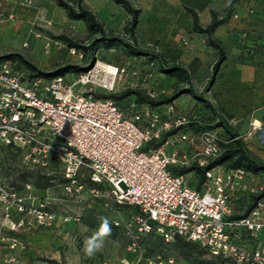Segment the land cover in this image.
Segmentation results:
<instances>
[{"label": "built area", "instance_id": "1", "mask_svg": "<svg viewBox=\"0 0 264 264\" xmlns=\"http://www.w3.org/2000/svg\"><path fill=\"white\" fill-rule=\"evenodd\" d=\"M21 3L30 6L32 0ZM15 18L0 0V23ZM45 22L52 25L50 19ZM53 47L54 41L47 38L45 49ZM69 51L84 57L74 45ZM138 73L96 60L89 69L70 76H31L0 59V149H18L29 167L59 165L65 179L60 185L68 195L86 194L111 209L136 207L125 221L131 252L143 251L144 234L156 231L166 241L179 236L199 242L211 254L230 257L235 264H264V243L239 242L242 230L252 237L264 230V197L247 216L229 218L236 190L263 189L252 183L253 174L243 167H211L198 190L186 174L171 169L208 164L221 150L217 131L196 137L187 129V114L171 105L165 111L135 101L122 107L111 97L95 95L114 91L120 80ZM3 171L0 154V213L8 229L19 231L31 220L54 226L57 213L52 201L10 185ZM68 219L66 215L64 220ZM144 259L143 264H176L175 257L161 254Z\"/></svg>", "mask_w": 264, "mask_h": 264}, {"label": "rangeland", "instance_id": "2", "mask_svg": "<svg viewBox=\"0 0 264 264\" xmlns=\"http://www.w3.org/2000/svg\"><path fill=\"white\" fill-rule=\"evenodd\" d=\"M35 1L36 8L29 15V21L17 27H0V56L8 53L20 54L44 71H50L61 64L86 65L91 59L89 52L83 47L76 46L84 52V57L73 55L69 51L70 45L59 35L65 34L82 46H87L95 39H100V32L90 30L83 19H70L66 10L55 0ZM52 7L63 11H59L60 15H58L53 12ZM47 16H51V19ZM129 18L121 20L118 16L117 19L121 20L120 25L115 27L104 23L106 31L131 40L132 37L127 30ZM45 19H53V25H47ZM47 38L54 41V47L50 51L45 49ZM138 42L141 46L154 47L157 52H161L155 43L144 42L139 37ZM91 51L95 54L96 60L104 64L116 65L119 60L124 65L139 70L137 75H128L120 80L112 92L143 86L149 92L160 94L169 93L176 86H187L185 78H169L161 72L157 58H151L149 55H131L119 42L107 46L103 41H97ZM8 59L22 71L32 73L33 69L21 57L15 56ZM72 73L77 72L67 71L64 75L70 76ZM192 79L198 96L186 93L176 103L180 109L191 116L193 123L189 131L199 137L208 130H223L212 127L218 121L217 114H222L211 90L214 80L209 83L210 79L208 82L206 80L201 82L194 77ZM122 104L126 106L127 99H124ZM222 137L228 142L229 134L226 131ZM0 154L5 159L3 172L6 179L16 181L18 185H21V190H25L28 194L47 196L52 201L51 207L57 213L56 224L52 227L42 226L31 220L25 228L16 232L8 229L0 213V264H55L53 260L65 264H143L144 258L153 254L175 257L176 264L194 263L193 259L200 249L182 246L176 238L166 241L156 231L144 234L143 251H129L127 245L130 234L125 227V221L132 212L136 211L135 209L120 206H114L111 209L101 200L86 194L79 197L68 195L60 185L61 168L56 163L45 168L29 167L23 163L20 153L5 149L1 150ZM227 163L219 165L218 168L226 167ZM195 173V171L187 173L186 178L189 181L193 177L198 179ZM47 176H55V178L48 179ZM253 176L252 183L255 186L259 184L264 189V172L259 178L258 175L253 174ZM28 184H30L29 189H27ZM248 200V197L247 200H242L244 201L241 203L242 208H245ZM66 215L69 216L67 221L64 220ZM101 217L108 218L112 225V235L106 238L102 251L89 258L83 251L84 240L98 228ZM116 221L120 223L117 225ZM204 250L202 258L215 260L216 255L211 254L207 249ZM216 259L218 264H230L222 261L221 258Z\"/></svg>", "mask_w": 264, "mask_h": 264}, {"label": "crops", "instance_id": "3", "mask_svg": "<svg viewBox=\"0 0 264 264\" xmlns=\"http://www.w3.org/2000/svg\"><path fill=\"white\" fill-rule=\"evenodd\" d=\"M3 1L16 18L0 23V27L21 26L36 8L35 0L30 6L21 3L25 0ZM83 1L110 27L130 17L113 0ZM130 1L140 9L137 36L156 43L165 56L185 65L201 82L210 79L217 51L208 44L207 33L194 29L189 8L197 12L203 27L212 22L213 12L221 17L231 9L227 20L213 32L226 48V59L216 72L211 90L222 114L237 127L249 148L264 159V0ZM52 10L58 15L63 11Z\"/></svg>", "mask_w": 264, "mask_h": 264}, {"label": "trees", "instance_id": "4", "mask_svg": "<svg viewBox=\"0 0 264 264\" xmlns=\"http://www.w3.org/2000/svg\"><path fill=\"white\" fill-rule=\"evenodd\" d=\"M55 1L58 3V5L62 6L66 10L67 16L70 19H83L87 23V26L90 30H97L98 32H100V39L99 40L95 39L93 42H90L87 46H82L81 44L72 40L70 37H68L65 34L59 35V37L65 40L68 43V45L70 46L74 45L77 47L85 48L90 54V58H91L90 61L86 65L74 64V63L61 64L56 66L50 71H44L38 68L36 65H34L31 61L26 60L25 58H23V56L17 53H8L2 55L0 56V59H8L15 56L21 57L22 60L31 69H33L32 73H30L31 76H35V75L52 76L56 74H64L67 71L81 72L83 70L89 69L93 64V62L96 60V56L91 50L97 41H103L104 43H106L107 46H110L115 42H119L124 47H126L129 54L131 55H149L151 58H157L161 72L168 75L169 78H173V77H176V79L185 78L187 82V86H176V88L169 93L167 92H163L160 94L155 93L154 96L151 95L149 91H147L143 86L126 88L125 90L120 92H110V93L98 92L95 95L97 97H111L122 107H127L131 101H135L139 105H149L150 107L155 108L157 110L165 111L167 110L168 106L171 105L174 107L175 111L187 114V116L189 117L187 129L189 130L191 123H193L191 116L188 115V113L185 112L184 110L180 109L176 103L177 101H180L183 94L186 93L192 94L195 97L198 96L196 88L194 87V84L192 82L193 80L192 73L189 70V68H187L185 65L178 62L175 59L168 58L167 56H165L163 52H159V51L157 52L154 47H144L139 44L138 37L136 34V27L139 21L138 18L140 14L139 8L135 7L130 0H113L115 3L121 5L130 14L127 30L130 33L132 39L129 40L117 36L111 32H107L105 29L104 22L96 15L95 12H93L84 3L83 0H55ZM230 11L231 9H229L226 12V14L221 17L218 15V13L213 12L212 22L207 26L203 27L199 23L197 12L189 8V12L192 14L194 19V29L199 32L207 33L208 44L213 46L217 51V59L213 64L212 74L210 76L209 83H211L215 79L216 72L218 71L223 61L226 59V48L219 40L213 37V32L220 24L224 23L227 20V18L231 13ZM116 65L121 67L125 66L130 70L134 69L133 67L130 68V66L124 65L123 62H119V60L117 61ZM124 99H127L126 106L122 104ZM217 116H218V121L214 125H212V127L213 128L216 127L217 129H223L229 134L228 142H226L224 137H222L224 131L216 130L220 139L219 140L221 146L220 153L214 158L210 159L208 164L204 166L195 163L190 166L171 167L173 172L176 174H187L191 171H195L196 172L195 176L198 175V179L193 177L189 181V183L192 187L198 190H201L203 187V183L205 182V171L208 168L223 165L227 162H228L226 164L227 166L222 167L223 169H233V168L243 167L247 169L250 173L254 175H258V178L264 172V159L258 156L249 148L244 138L238 132L237 127L234 124H232V122H230L227 116L220 113H218ZM167 135L168 133L165 134L164 136ZM5 149H10L16 153H20L18 149L13 148L12 146H2L0 151ZM2 158L5 161L3 156ZM47 178L54 179L55 176H47ZM60 181L61 182L65 181L62 175L60 176ZM7 182L10 185L16 186L17 188L21 189V185H18L16 181L7 179ZM234 196L236 197L234 200V212L229 218L238 219L247 216L252 211L258 199L264 197V189L257 192H250V191L238 189L234 192ZM247 197L249 198V200L247 201L245 208H242L243 206H241V203L244 202L242 200H247ZM120 207H128V208L130 207L132 209L137 210L136 207H131L128 205H120ZM176 241L182 246H188L191 249H200L198 255L195 256L193 259L194 262L193 264H218L216 258H221L222 261L224 262L235 264V262L230 257H225L221 255H216L215 258L216 261L206 260L202 258L201 255L203 254V252L205 251L204 249L206 248L203 247L199 242L189 241L179 236L176 237ZM239 242H242L249 246H255L264 243V230L261 231L258 237H252L248 231L242 230L240 231ZM162 256L165 258L172 257V256H164V255ZM52 262L55 264H65L63 262H57L56 260H53Z\"/></svg>", "mask_w": 264, "mask_h": 264}, {"label": "clouds", "instance_id": "5", "mask_svg": "<svg viewBox=\"0 0 264 264\" xmlns=\"http://www.w3.org/2000/svg\"><path fill=\"white\" fill-rule=\"evenodd\" d=\"M112 235V225L107 217H101L98 228L94 233L84 240L83 251L84 254L92 258L97 253L101 252L105 245L107 237Z\"/></svg>", "mask_w": 264, "mask_h": 264}, {"label": "bare ground", "instance_id": "6", "mask_svg": "<svg viewBox=\"0 0 264 264\" xmlns=\"http://www.w3.org/2000/svg\"><path fill=\"white\" fill-rule=\"evenodd\" d=\"M99 64H102V61L99 60ZM109 68H111V67H109Z\"/></svg>", "mask_w": 264, "mask_h": 264}, {"label": "water", "instance_id": "7", "mask_svg": "<svg viewBox=\"0 0 264 264\" xmlns=\"http://www.w3.org/2000/svg\"><path fill=\"white\" fill-rule=\"evenodd\" d=\"M93 63H94V62H93ZM92 65H93V64H92ZM92 65H91V66H92Z\"/></svg>", "mask_w": 264, "mask_h": 264}]
</instances>
